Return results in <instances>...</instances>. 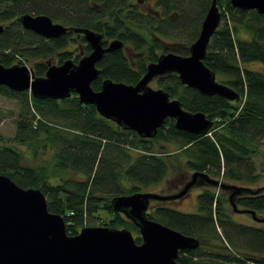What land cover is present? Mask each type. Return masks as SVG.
<instances>
[{"label": "trees", "instance_id": "obj_1", "mask_svg": "<svg viewBox=\"0 0 264 264\" xmlns=\"http://www.w3.org/2000/svg\"><path fill=\"white\" fill-rule=\"evenodd\" d=\"M190 2L159 3L163 9L158 17L143 14L130 0H0V22H9L0 33V63L11 66L33 60L29 65L35 75L44 76L46 59L56 51L59 63L72 57V31L45 39L24 29L19 20L24 13L46 14L55 22L87 27L102 32L105 39L125 43L124 50L107 52L97 63L100 73L91 84L94 90H100L107 78L135 84L148 63L157 60L158 50L189 54L190 47L184 42L170 48L165 39L184 36L191 41L195 37L191 44L197 39L212 0L205 2L203 19L192 12L193 0ZM217 3L223 23L211 37L204 62L240 98L230 101L202 94L183 84L177 73L156 80L157 87L179 99L185 109L204 112L214 123L208 132L179 130L175 120L168 118L156 136L143 138L101 116L95 105L82 103L76 93L63 100L39 99L29 91L16 92L0 85V94H17L22 103L11 141L32 149L33 158L49 150L53 160L35 165L15 145L0 144V174L22 187L40 188L47 196L48 209L63 215L69 234L90 226L87 219L96 213L100 217L106 210L111 216L102 226L127 228L137 243L142 240L139 229L113 209V197L153 189L170 172H181L180 168L237 182H257L260 175L253 174L251 157L264 138V70L250 65H264V15L256 10H235L229 0ZM172 8L178 9L176 17L168 14ZM84 50L88 55L91 47L85 44ZM171 146L173 150H169ZM52 177L60 181L54 184ZM245 193L236 204L264 213V192ZM227 202L217 191L204 189L197 195L195 212L161 206L148 215L200 240L198 248L180 252V264H196L205 247L215 258L239 261L238 254L248 264H264V227L234 220L226 212ZM216 240L224 242V251L234 257L224 254Z\"/></svg>", "mask_w": 264, "mask_h": 264}, {"label": "water", "instance_id": "obj_2", "mask_svg": "<svg viewBox=\"0 0 264 264\" xmlns=\"http://www.w3.org/2000/svg\"><path fill=\"white\" fill-rule=\"evenodd\" d=\"M217 1L212 0L189 54L161 53L156 61L148 63L137 83L107 78L97 91L91 85L100 73L97 63L105 53L123 48L124 42L113 39L108 43L102 32L68 27L46 14L24 13L19 17L24 29L45 39L73 31L83 35L91 52L78 62L71 58L61 64L49 62L44 76H36L33 69L22 63L11 66L0 63V85L17 92L29 90L39 99L63 100L76 93L82 103L95 105L101 116L143 138L156 136L168 118L175 120L179 130L206 133L214 123L204 112L185 109L179 99L171 98L162 88L151 87L150 83L177 73L183 84L202 94L230 101L240 98L234 88L218 81L216 73L204 62L211 37L221 22ZM231 3L264 14V0H231ZM3 30L0 24V33ZM199 182L231 190L229 199L235 209L237 195L259 191L227 184L198 171L174 194L140 191L115 196L111 200L113 209L139 229L142 240L137 243L127 228L84 226L77 234H69L63 215L48 209L47 196L40 188L22 187L10 176L0 174V264H180V252L198 248L200 240L150 218L148 210L152 200L179 199ZM246 211L255 216L256 211Z\"/></svg>", "mask_w": 264, "mask_h": 264}, {"label": "rangeland", "instance_id": "obj_3", "mask_svg": "<svg viewBox=\"0 0 264 264\" xmlns=\"http://www.w3.org/2000/svg\"><path fill=\"white\" fill-rule=\"evenodd\" d=\"M131 3L137 4L138 8L142 11H146L148 7H155V9L161 11L163 8L159 5L162 3L168 2V0H145L146 3L144 5H141L138 0H130ZM174 1V0H173ZM177 2H186L189 4L190 0H175ZM192 1V0H191ZM205 2L206 0H193L194 8L192 9V12L197 14L200 18L203 19L206 11H205ZM191 3V2H190ZM203 4V6L201 5ZM226 9V8H225ZM178 12V9H170L168 14L173 15L176 17V13ZM163 15H165L163 13ZM165 17V16H164ZM222 14H221V22L220 25L223 23L222 21ZM60 22V21H58ZM9 22H0V24H6L8 25ZM63 23V22H61ZM64 24V23H63ZM231 24V21H230ZM66 25V24H65ZM219 25V26H220ZM73 26V25H69ZM72 42L69 46V50L72 51L71 53V59L74 61L77 58V61L83 56H85V50L84 46L86 41L84 40L83 36H79L78 34L72 32ZM240 34L242 36H247V33L245 30H241ZM187 39V38H186ZM184 36L180 37L179 40H174L173 38H166L165 39V45L168 47H174L182 44L184 42L185 46L190 47L191 42L195 39V37L189 41L186 40ZM108 42L112 41V39H107ZM167 42V43H166ZM59 52V51H58ZM58 52L54 53L52 56H50L47 61H51L52 64H60V60L58 58ZM161 53H163V50H158L157 55L159 56ZM35 61L30 60L28 61V64L32 65ZM28 65V66H30ZM252 68L261 69L264 70V65L261 62H254L250 65ZM156 80H153L150 83V86L153 88H158L156 85ZM22 109V103L20 96L17 94H12L9 92L0 94V144H7V145H15L19 151H21L24 156L26 157V160H28L30 163L35 165H41L44 162H52V155H50V151L46 150L44 153H39L37 158H33L34 151L27 146L17 144L15 142H12L11 139L14 137L16 132V121L19 118L20 111ZM36 112V109L32 108L31 113L34 114ZM174 146H171L169 150H173ZM251 161L254 164L253 174H259L260 177L257 182L254 184H251L247 181L237 182L231 179H223L218 178L213 175H210L213 178L221 179L222 182H225L227 184H233L237 186H245L249 187L252 190H260V192H264V138L263 143L257 148L256 152L253 153L251 157ZM49 166H51V163H49ZM181 172L176 173L175 171H172L169 173V175L166 177L164 181L156 185L153 189L147 190L149 192H155L159 194H174L180 191L183 186L191 179L192 174L194 172H185L184 168H180ZM185 172V173H184ZM69 174L64 173L63 176H68ZM77 178L81 179V176H77ZM52 182L54 184L58 183L60 180L57 177L51 178ZM204 189H211L214 191H217L218 193L222 194L227 199V205H226V212L229 214L234 220L254 225V226H260L264 227V213H255V216L253 214L246 211V209L240 205L237 204V209L233 207V205L230 202V195L231 190H224L219 187H215L213 185H210L208 183H202L199 182L198 184H195L193 187H191L188 191V193L179 199H173L169 201H161V200H152L150 202L149 210L148 212L154 210L157 207L161 206H170L176 209H179L183 212H195L196 208V198L197 195L202 192ZM246 193L244 192L241 195H237L235 197V202L240 196H244ZM98 214H94L90 219H87V223L91 224L90 226H102L103 223H106L108 219H110L111 214L106 211L102 210V215L100 217L97 216ZM217 229L220 233H222L221 227L217 225ZM81 230V229H80ZM140 235V233H139ZM216 242L220 243L222 251H224V246L226 245L224 242L216 240ZM201 251V250H200ZM230 251V250H229ZM202 255L200 257H196V264H248V262H245L243 260L242 255H238V258L241 260L236 261L234 258V255H232L231 252L224 251V254H228L230 258L233 260H225V259H219L215 258L213 254H211L210 251H208V247H205V249L202 250ZM242 258V259H241Z\"/></svg>", "mask_w": 264, "mask_h": 264}, {"label": "flooded vegetation", "instance_id": "obj_4", "mask_svg": "<svg viewBox=\"0 0 264 264\" xmlns=\"http://www.w3.org/2000/svg\"><path fill=\"white\" fill-rule=\"evenodd\" d=\"M139 1V3L141 4V5H144L145 3H146V1L145 0H138ZM230 1V4H231V6L232 7H234V9L235 10H256L257 12H258V10L257 9H243V8H240V7H237V6H233L232 5V3H231V0H229ZM218 4V3H217ZM143 14H149V15H157L158 17L160 16V11H158L157 9H155V7H148L147 9H146V11H142V10H140ZM259 13V12H258ZM261 14V13H260ZM261 15H264V14H261ZM21 16V15H20ZM20 20V19H19ZM3 25V24H2ZM4 26V30H5V28H6V24H4L3 25ZM69 27V26H68ZM71 27H74V26H71ZM33 32V31H32ZM71 32V31H70ZM73 32V31H72ZM75 33V32H74ZM76 34H78V33H76ZM79 36H83V35H81V34H78ZM113 40V39H112ZM87 43V42H86ZM109 43V42H108ZM88 44V43H87ZM124 48H126V45H125V43H124V46H123V48H121L122 50H124ZM118 50H120V49H118ZM116 51V50H115ZM106 54V53H105ZM49 62H51V61H47V65L49 66ZM22 64H25V65H29L28 64V62L26 63L25 61H24V63L23 62H21ZM61 64V63H60ZM30 67V66H29ZM31 68V67H30ZM10 89V88H9ZM11 90V89H10ZM14 91V90H13ZM26 91H29V90H26ZM17 92V91H16ZM23 92V91H22ZM30 92V91H29ZM78 95V94H77ZM98 112V111H97ZM185 196V195H184ZM183 196V197H184Z\"/></svg>", "mask_w": 264, "mask_h": 264}, {"label": "built area", "instance_id": "obj_5", "mask_svg": "<svg viewBox=\"0 0 264 264\" xmlns=\"http://www.w3.org/2000/svg\"><path fill=\"white\" fill-rule=\"evenodd\" d=\"M23 63H24V61H22ZM19 63H21V62H19Z\"/></svg>", "mask_w": 264, "mask_h": 264}]
</instances>
